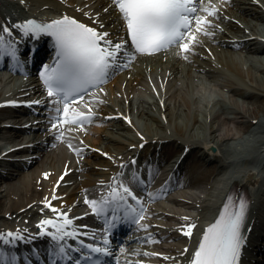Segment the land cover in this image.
Returning a JSON list of instances; mask_svg holds the SVG:
<instances>
[{
	"label": "bare ground",
	"instance_id": "6f19581e",
	"mask_svg": "<svg viewBox=\"0 0 264 264\" xmlns=\"http://www.w3.org/2000/svg\"><path fill=\"white\" fill-rule=\"evenodd\" d=\"M6 1L8 5L16 6V0ZM37 1L40 3L38 7L46 3ZM49 1L57 8L66 5L56 0ZM75 1L81 7H94V13H99L98 16L106 23L107 29H118V15L114 7L105 0ZM88 3L90 6L86 7ZM221 6H225L229 16L239 18L245 23V28L238 27L232 20L224 21V31L210 25L205 28L211 35H199L194 44L200 54L192 52L140 60L129 70L130 77L124 73L117 80H113V83L106 84V92L102 93L106 97V103L98 104L96 108L99 112L110 113L131 110L135 125L150 139H167V144L172 147L181 140L191 142L202 153L206 147L208 150L209 145L220 149L217 158L207 163L203 159L201 163L198 162L199 165H191L186 174L187 180L194 187L184 192L183 196L200 202L202 208L199 214L202 217L205 213L214 211L232 181L243 177L248 170L256 172L260 180L251 187L254 201L248 222L255 221L256 231H259L264 229V78L262 80L261 77L264 75V59L249 53L264 47H259L257 40L241 42V47L245 49L239 47L242 50L236 51V47L239 39L249 36L244 34L245 30L248 27L253 29L249 16H264V0L221 1ZM8 10L18 13L17 7L9 6ZM216 20L221 21L219 13ZM206 47L212 54L207 53ZM160 77L165 83V89L164 85H159ZM148 78L157 84L159 96L149 90ZM12 83L16 87L23 86L19 77L0 72V86L10 87ZM4 92L0 89V95ZM160 97H164V106L161 105ZM3 114L0 111V115ZM255 119L257 123L254 124ZM123 129L103 128L99 135L91 139L98 141L99 147L120 154L136 138L131 127L126 126ZM149 146L142 152H146ZM46 157L31 170L30 180L24 177L10 185L13 187L12 193L21 198L19 203L32 201L27 198L29 192L32 191L33 196L38 194L35 192L34 195L33 180L47 166L61 168L69 154L57 147ZM85 184L89 185L91 182ZM168 213L170 210L167 208L159 211V215L166 219L163 225L172 229L171 221L174 218ZM161 232H169L171 236H175L169 229H162Z\"/></svg>",
	"mask_w": 264,
	"mask_h": 264
},
{
	"label": "snow or ice",
	"instance_id": "6c2138e0",
	"mask_svg": "<svg viewBox=\"0 0 264 264\" xmlns=\"http://www.w3.org/2000/svg\"><path fill=\"white\" fill-rule=\"evenodd\" d=\"M113 2L126 23L134 51L128 50L126 41L123 39L114 42L106 31H100L97 27L82 23L67 14L46 22L29 18L16 24L25 36L29 34L39 36L43 33L54 37L55 61L51 66L44 65L40 73L50 102L55 106V115L49 121L53 129H56L57 125L63 127L69 122L83 127L84 122L92 121L95 113L90 110L81 111L75 105L74 98L83 101L88 89L95 90L105 82L110 71L120 66L122 58L135 59L138 53L157 52L173 44H179L185 52L189 51L190 45L196 40L193 21H195L196 30L211 35L203 25L211 24L212 21L207 16L197 14L198 8L202 7L197 0H113ZM203 11L215 14L217 9L203 7ZM0 29L4 34L10 35L12 32L7 25H0ZM189 36L191 39H188ZM6 51H10L14 59H18L16 49L5 42L4 35L0 34V54ZM89 99L98 100L99 97L92 96ZM6 103L15 104L17 101L11 100ZM28 103H40V101H29ZM84 107L91 109V104L85 103ZM60 136L63 138V132ZM132 163H135V160ZM47 175L48 173H45V176ZM117 175L122 177L123 173ZM131 180L137 184L146 185L147 183L139 173L134 174ZM148 195L151 196V193ZM129 200L139 204L140 210L137 211L136 208L131 207L127 203ZM86 202L91 205L92 212L97 214L105 213L111 205L116 207L125 205L130 213L138 217L137 223L143 219V212L146 211L143 207V198L137 196L132 191V187L125 184L123 179L118 182L117 188L110 189L108 198L88 199ZM45 203L48 208L56 212L58 217H62V220L46 218L39 221V226L43 230L41 234L49 235L54 241L53 256L57 260H54L53 264H58L59 260L64 259L71 264L73 258L69 256V252H75L80 257L75 259V264H87L90 259L93 260V264H99L98 260L93 259L95 254H109L108 247H100L95 243L86 244L83 240H80L83 251L80 248L69 246L66 238L79 236L73 225V219L68 217L67 212L54 208L47 200ZM249 203L243 197L236 199L231 195L227 197L218 218L203 232L190 264H239L242 248L246 243L243 228ZM46 225L51 226L53 230L49 231ZM109 227H112V224H109ZM140 227L147 228L148 225L141 224ZM194 227L193 223H188L181 228V231L190 237ZM83 235L88 236L89 233L84 232ZM23 239L24 236L17 231L0 232V241H3L5 245L15 244ZM104 243H108L107 236L104 237ZM155 255L160 254L155 253ZM18 259L16 255H9L3 248H0V264H18ZM140 264L144 262L141 261Z\"/></svg>",
	"mask_w": 264,
	"mask_h": 264
}]
</instances>
